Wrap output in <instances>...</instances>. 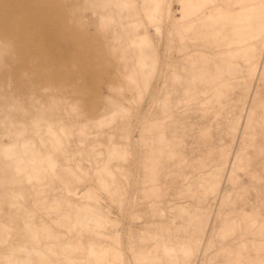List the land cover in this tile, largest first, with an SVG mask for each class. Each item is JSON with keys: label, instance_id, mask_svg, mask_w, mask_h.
Segmentation results:
<instances>
[{"label": "rangeland", "instance_id": "1", "mask_svg": "<svg viewBox=\"0 0 264 264\" xmlns=\"http://www.w3.org/2000/svg\"><path fill=\"white\" fill-rule=\"evenodd\" d=\"M0 264H264V0H0Z\"/></svg>", "mask_w": 264, "mask_h": 264}]
</instances>
